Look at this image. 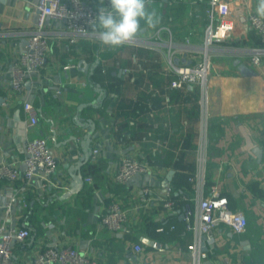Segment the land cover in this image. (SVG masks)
<instances>
[{
  "label": "crops",
  "instance_id": "obj_1",
  "mask_svg": "<svg viewBox=\"0 0 264 264\" xmlns=\"http://www.w3.org/2000/svg\"><path fill=\"white\" fill-rule=\"evenodd\" d=\"M84 1L100 7L99 0ZM35 3L0 0V161L23 171L25 141L39 136L48 138L57 158L46 184L37 176L0 182V199L16 193V225L30 229V237L15 246V258L28 264L49 240L83 249L104 264H193L187 251L193 236L180 213L165 222L173 226L165 233L152 225L167 216L157 201L174 175H194L199 166L200 87L169 86L176 75L167 49L170 42L174 64L203 61L207 0H152L160 25L151 29L142 22L145 30L137 42L115 49L102 46L91 29L70 43L63 22L48 18L47 63L26 77L19 96L9 82L14 61L35 27ZM256 3L219 0V16L231 20L233 28L226 41L214 42L208 51L204 183L206 178L227 197L228 207L241 211L247 225L239 234L220 226L214 249L200 264H264V55L259 65L251 63V51L261 42L246 23L247 14L256 13ZM81 59L89 65L86 73L77 67ZM70 63L75 66L62 69ZM24 101L36 110V126L26 125ZM94 148L99 155L92 160ZM125 156L146 164L149 172L116 183L113 174ZM145 185L151 189V204L130 210V233H113L101 224L112 199L136 206ZM64 186L69 187L65 193ZM209 188L204 184L203 195ZM178 193L172 189V195ZM196 194L193 186L192 208ZM24 200L28 205H22ZM2 216L0 200V220ZM135 244L140 252L133 250Z\"/></svg>",
  "mask_w": 264,
  "mask_h": 264
},
{
  "label": "built area",
  "instance_id": "obj_2",
  "mask_svg": "<svg viewBox=\"0 0 264 264\" xmlns=\"http://www.w3.org/2000/svg\"><path fill=\"white\" fill-rule=\"evenodd\" d=\"M25 1V0H24ZM219 0H207V24L203 39L204 59L197 65L174 64L171 60V43H168L167 55L170 71L176 75L169 86L176 89H185L187 86L199 85L201 107L200 127L201 134L197 146V160L199 163L197 172L193 175V186L196 187L194 208L190 201L186 202L181 211V217L185 229L191 231L193 240L187 245L193 264H200L207 256V251L215 247V235L220 226H225L230 232L239 234L245 231L247 220L241 211L231 210L225 196L220 195L211 186L207 195H203L204 169L206 161L207 145V82L209 72V54L214 42L226 41L230 37L233 28L231 20L219 16ZM35 8L37 17L32 35L29 37L24 50L19 53L12 66V78L9 86L14 93L21 95L26 77L32 72L43 68L47 63L49 45L44 31L45 22L48 18L63 22L65 28L71 33L70 43H74L79 36L90 33L89 22L95 18L98 9L86 3L84 0H36ZM248 27L254 30L261 42V47L252 49L251 63L259 65L264 55V17H259L255 12H249L246 16ZM137 42V39L132 42ZM75 63L62 66L66 70L74 67ZM23 109L28 114L27 126L33 127L38 124L36 110L29 101L23 102ZM22 163L24 170L21 171L14 163L0 161V182L8 180L10 183L18 179L30 181L35 176L45 181H50L57 167V158L48 146V138L44 136L26 139ZM99 155L97 148L92 149L90 158L96 159ZM149 172L146 164L129 156L122 157L113 174L116 183L127 184L134 176ZM86 182L90 178L85 179ZM69 187L64 186L63 193ZM163 197L158 199V204L163 207L167 214L172 210V188L166 186ZM151 189L148 185L140 188L136 206L126 207L118 200L112 199L100 222L113 233L128 234L131 231L129 212L131 209L142 208L151 204L149 196ZM16 193H10L2 197L3 216L0 220V264H20L15 258L16 245L23 244L30 237V229L26 226L16 225L15 202ZM25 205L24 203L22 204ZM173 228V226H171ZM163 231V226L156 229ZM203 246L206 249H203ZM151 247L156 248L157 243L151 242ZM135 252H140V244L133 247ZM28 264H104V262L85 250L75 248L70 244H61L56 241H46L44 247L34 256L30 257Z\"/></svg>",
  "mask_w": 264,
  "mask_h": 264
},
{
  "label": "clouds",
  "instance_id": "obj_3",
  "mask_svg": "<svg viewBox=\"0 0 264 264\" xmlns=\"http://www.w3.org/2000/svg\"><path fill=\"white\" fill-rule=\"evenodd\" d=\"M97 15L89 22L92 33L102 46L115 49L131 44L147 28L156 29L161 18L152 0H99ZM151 8V10H150ZM256 14L264 17V0H257Z\"/></svg>",
  "mask_w": 264,
  "mask_h": 264
},
{
  "label": "trees",
  "instance_id": "obj_4",
  "mask_svg": "<svg viewBox=\"0 0 264 264\" xmlns=\"http://www.w3.org/2000/svg\"><path fill=\"white\" fill-rule=\"evenodd\" d=\"M209 121L207 124V131H208ZM209 138V136H208ZM193 171H180L174 175V177L171 180V187L174 190L180 191L178 194H173L171 196V200L173 202L172 210L167 213V216L164 218L159 219V221L155 222L152 227L154 230L157 229L159 226H163V232H167L170 230L171 226H165V222L171 218L174 215H177V213H180L183 205L190 201L193 193ZM205 187H211L208 185L207 180L205 178ZM227 198V197H226ZM26 201L24 200V203ZM28 205V203H25V206ZM161 206V205H160ZM161 209L163 207L161 206ZM167 223V222H166ZM24 226V225H23Z\"/></svg>",
  "mask_w": 264,
  "mask_h": 264
},
{
  "label": "water",
  "instance_id": "obj_5",
  "mask_svg": "<svg viewBox=\"0 0 264 264\" xmlns=\"http://www.w3.org/2000/svg\"><path fill=\"white\" fill-rule=\"evenodd\" d=\"M77 67H78V69H79L80 71H83L84 73H86V72L88 71V67H89V65H88V63L85 62V60L81 59V60L78 61V63H77ZM16 120H17V118H16ZM16 125H18V127H20V124H17V123H16ZM21 126L25 127V124H24L23 122H21ZM172 173H173V171H170V172H169L170 175H171ZM167 179L170 180V176H169V175L167 176ZM77 188H78V184L75 185V187H74L73 189H71V190H72V191H75V190H77ZM203 249H206V247L203 246Z\"/></svg>",
  "mask_w": 264,
  "mask_h": 264
}]
</instances>
